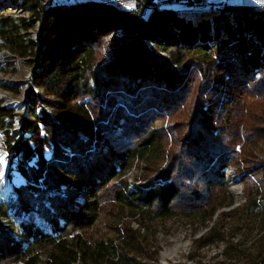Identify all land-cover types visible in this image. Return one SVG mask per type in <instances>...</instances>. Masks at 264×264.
Returning <instances> with one entry per match:
<instances>
[{
	"label": "trees",
	"instance_id": "1",
	"mask_svg": "<svg viewBox=\"0 0 264 264\" xmlns=\"http://www.w3.org/2000/svg\"><path fill=\"white\" fill-rule=\"evenodd\" d=\"M44 1L0 3V42L33 65L25 111L0 106V121L17 119L4 145L25 179L13 195L23 238L0 226V264H39V251L44 264L155 263L127 227L115 239L88 237L110 207L146 228L174 215L214 219L198 239L203 246L223 239L228 217L264 223V164L249 169L247 153L236 170L249 179L246 201L219 211L231 203L225 169L237 164L252 135L244 96L264 99V2L204 8L205 1L188 0L197 7L183 13L153 0H134L132 8L121 0ZM6 6H21L30 19L7 14ZM35 22L37 42L25 36ZM186 110V119L175 122L181 135L165 165L140 185L128 184L123 175L132 161L147 165L162 148L167 131L155 123ZM38 180L42 187L33 184ZM4 203L0 217H10ZM38 214L41 229L33 223ZM249 260L264 264V244Z\"/></svg>",
	"mask_w": 264,
	"mask_h": 264
},
{
	"label": "rangeland",
	"instance_id": "2",
	"mask_svg": "<svg viewBox=\"0 0 264 264\" xmlns=\"http://www.w3.org/2000/svg\"><path fill=\"white\" fill-rule=\"evenodd\" d=\"M71 1V0H65ZM124 7L132 8L134 0H121ZM159 1L161 4L172 5L176 10L183 11V13L193 12L192 7L194 3L186 0H176L171 3ZM233 1V0H232ZM230 1L231 3H233ZM4 2V1H3ZM0 0V3H3ZM45 3L64 2V0H45ZM242 3L262 4L264 0H239ZM159 4V3H158ZM160 4V5H161ZM21 6L7 7V14H14L30 19V13L26 10H21ZM39 24L35 22L33 26L25 34L30 39L37 42ZM149 44V43H148ZM36 49V48H35ZM99 59V55L96 54ZM30 56H22L16 50L5 47L0 42V104L4 103V107L13 109L14 113H23L25 111L24 92L27 88L28 81L33 68L32 63L29 62ZM258 77V74L255 75ZM254 76L251 77L253 79ZM40 95L44 96L43 90L37 88ZM49 100H55L53 96H45ZM17 102H16V101ZM246 103L244 108L247 112L245 115L246 126L248 125L249 135L245 141L242 142L241 152H238L237 164L229 166L225 172L228 179V193L229 206H223L219 211H227L240 207L245 203V184L249 180H241L236 170L245 167L247 160L243 159L244 153L251 156V161L247 164L248 168L260 164H264V99L260 97L244 96ZM7 104V105H5ZM16 106V107H15ZM48 111L52 113L53 117H63V112L55 111L47 107ZM187 115V110L182 114L173 113L165 116L155 123L158 129H166L167 133L163 140L162 148L156 157L154 153L148 155L149 162L146 165L142 160L135 159L130 164L129 168L124 173L123 177L128 184L134 185L142 183V180L150 175H153L152 169H159L164 166L166 160L170 157L175 149L177 136L181 132L175 131L177 119L184 120ZM178 123V122H177ZM260 128L257 132V128ZM17 128V119L4 117L0 121V205L4 207L7 202L6 211L10 217H0L1 228L10 231L15 239L20 240L23 234L20 228V222L23 221L21 215L17 217L13 214L17 200H14L18 194L15 191V185L24 182L25 179L15 168V162H9V158L5 151L4 139L6 132H14ZM254 129V130H252ZM174 131V132H173ZM162 133V132H161ZM243 149V150H242ZM153 160L155 162L151 165L149 163ZM30 172V168L28 169ZM261 171L255 172L254 177H260ZM36 186L42 187L40 180ZM264 207H261L263 210ZM36 211V210H35ZM119 209L112 210L106 208L97 217L96 222L87 230V235L90 238H98L101 236H109L115 239L118 231L129 228L138 232L141 240V248L148 254L153 255L156 262L142 259V262H149L152 264H248L250 258L256 254L259 249L263 248L264 244V223L258 220H249L245 223L240 220L237 215L225 219V224L222 227L223 239L209 245H201L199 238L212 230L213 220H202L200 217H185L182 215H174L166 218H158L153 221H147V227H141L139 223L133 220L125 209L119 212ZM238 214V213H237ZM42 215L38 214L33 217V223L38 228H43L40 223ZM25 240L23 239V244ZM38 254L39 264H44L46 259L44 253L40 251Z\"/></svg>",
	"mask_w": 264,
	"mask_h": 264
},
{
	"label": "built area",
	"instance_id": "3",
	"mask_svg": "<svg viewBox=\"0 0 264 264\" xmlns=\"http://www.w3.org/2000/svg\"><path fill=\"white\" fill-rule=\"evenodd\" d=\"M224 2H220V3H217V4H211V3H209V2H202L201 4H200V6H202V7H204V8H208V7H217V6H219V5H221V4H223ZM194 5H196V3H194ZM173 7V6H172ZM197 7V6H196ZM16 101V100H15ZM17 102V101H16ZM5 105H7V104H5ZM0 106H4V103H1L0 104Z\"/></svg>",
	"mask_w": 264,
	"mask_h": 264
},
{
	"label": "water",
	"instance_id": "4",
	"mask_svg": "<svg viewBox=\"0 0 264 264\" xmlns=\"http://www.w3.org/2000/svg\"><path fill=\"white\" fill-rule=\"evenodd\" d=\"M202 1H206V2H209V3H212V4H217V3H220V2H225L227 0H202Z\"/></svg>",
	"mask_w": 264,
	"mask_h": 264
},
{
	"label": "crops",
	"instance_id": "5",
	"mask_svg": "<svg viewBox=\"0 0 264 264\" xmlns=\"http://www.w3.org/2000/svg\"><path fill=\"white\" fill-rule=\"evenodd\" d=\"M234 1L239 2V0H234Z\"/></svg>",
	"mask_w": 264,
	"mask_h": 264
},
{
	"label": "bare ground",
	"instance_id": "6",
	"mask_svg": "<svg viewBox=\"0 0 264 264\" xmlns=\"http://www.w3.org/2000/svg\"><path fill=\"white\" fill-rule=\"evenodd\" d=\"M16 107V106H15Z\"/></svg>",
	"mask_w": 264,
	"mask_h": 264
}]
</instances>
